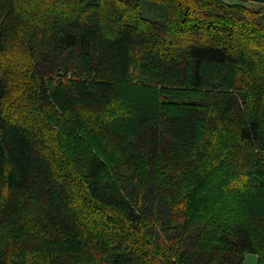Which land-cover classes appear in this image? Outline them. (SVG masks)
Segmentation results:
<instances>
[{
  "label": "trees",
  "instance_id": "1",
  "mask_svg": "<svg viewBox=\"0 0 264 264\" xmlns=\"http://www.w3.org/2000/svg\"><path fill=\"white\" fill-rule=\"evenodd\" d=\"M247 73L243 88L263 92L264 0H0V264H264V109L249 110ZM166 91L183 109L165 110ZM82 106L110 168L101 152L33 146L25 121L66 138ZM210 123L255 147L210 187L236 191L246 220L178 197Z\"/></svg>",
  "mask_w": 264,
  "mask_h": 264
},
{
  "label": "rangeland",
  "instance_id": "2",
  "mask_svg": "<svg viewBox=\"0 0 264 264\" xmlns=\"http://www.w3.org/2000/svg\"><path fill=\"white\" fill-rule=\"evenodd\" d=\"M252 65H249L250 68L256 67L257 59H252ZM11 73V96H16L21 92L20 86H14L16 77ZM247 75L249 81L251 82V76H248V73L245 74L239 83L241 85L242 91L244 92V96L246 95L247 102L249 103V110L251 113L260 112L264 109V99H260V97L264 96V91L255 93L253 90H248L243 88L244 82H246ZM258 84V82H257ZM178 93L183 92H175L170 94L166 91V98L169 101L168 106H164L165 110L168 112H175L180 109H183L185 106V102L182 100H178L176 103L172 100L171 95H176ZM172 101V102H171ZM108 114L115 115L119 114L120 111H124L127 107V103L116 105V102L112 104H108ZM244 107V106H243ZM89 107V110L86 107H79L78 109L84 114L83 119L85 122L81 126V130L79 132L72 131V135L66 138H60L57 136L56 139L51 138L52 131L43 126L40 122H38L34 117L31 118V122L28 125L30 129V135L32 138L33 146L38 151V153L44 148V146H49L51 149L55 151V153L60 150L63 154L67 157H72L75 153L80 152H101L102 158L106 161V166L110 168L111 163L115 162L117 159L114 158L112 155L113 153L105 148L108 143V140L105 139L104 141L100 140L102 138L101 129L98 127V124L94 126L87 121V117L94 119V112L93 108L92 111ZM109 115V116H111ZM248 114L246 116H249ZM211 124V123H210ZM32 125V128H31ZM89 135H92L93 140H89ZM208 147H207V156L206 159L202 162L198 163L197 166L191 168L187 171V173L183 176L182 182L180 183L179 187L184 189L182 194L178 196L179 198H183L184 194L187 192L191 193V199H194L193 208L201 214V217L207 216L208 212H214L216 218H218L219 212L223 209L224 205H234L236 208V216L243 220L247 219L248 212L247 206L243 202L244 199L239 196V194L234 191L232 194L227 195H217L216 197L213 196L214 189L210 188L213 181L217 178V173L223 174L232 171L235 166L238 168L245 169L246 163L250 160L251 156L255 153V147L252 144H241L238 143V139L234 138L232 127L230 124L226 126H220L219 123L215 124L212 123L211 127L209 128L208 134ZM235 141H238V145L235 144ZM103 151L101 150V147ZM109 144V143H108ZM44 145V146H43ZM256 146V143H255ZM42 147V148H41ZM239 153L238 155L233 154V152ZM225 153L227 159H223V155ZM253 153V154H251ZM57 154V153H56ZM118 162V161H117ZM106 176V173L103 177ZM229 177V176H228ZM186 190V191H185ZM235 198H233V197ZM222 205L221 207H219ZM219 207V208H218ZM223 213V212H222ZM203 217V218H204ZM225 221V219H222ZM215 223L218 224V220L214 219ZM144 227V226H143ZM244 264H256V255L253 253H246L244 255Z\"/></svg>",
  "mask_w": 264,
  "mask_h": 264
}]
</instances>
